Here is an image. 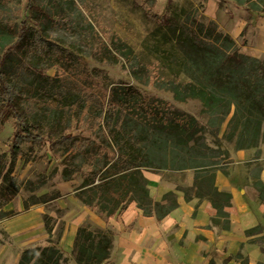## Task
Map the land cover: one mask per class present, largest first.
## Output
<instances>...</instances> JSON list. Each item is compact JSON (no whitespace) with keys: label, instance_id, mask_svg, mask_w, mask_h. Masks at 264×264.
<instances>
[{"label":"trees","instance_id":"1","mask_svg":"<svg viewBox=\"0 0 264 264\" xmlns=\"http://www.w3.org/2000/svg\"><path fill=\"white\" fill-rule=\"evenodd\" d=\"M0 0V8L6 6ZM220 4L228 0H217ZM248 12L264 16V0H235ZM83 0L29 1L27 21L11 22L0 15V120L12 117L10 160L3 172L0 166V218L12 213L2 208L16 197L21 187L34 192L45 179L19 180L13 175L15 163L23 157L24 144L60 152L61 177L66 181L75 175L82 182L73 190L74 197L106 219L118 217L131 205L143 216L158 220L179 207L174 191H167L156 201L148 189L144 172L191 170V185L179 187L186 202H211L216 213L209 225L229 229L226 208L232 206V195L215 185L216 171L229 151L256 148L264 143V57L254 58L239 52L235 40L217 29L213 21L188 22L186 9L175 8L170 15L152 12L154 0H130L144 18L162 30L161 41L170 48L159 49L160 66L148 76L158 88L172 93L174 100L195 99L201 103L206 124L175 108L171 103L146 96L124 83L109 82L107 76L93 77L86 71L76 41L66 47L48 34L54 26L70 32L80 27L78 18ZM183 15L185 16L182 19ZM159 43V41H157ZM94 56L99 60H116L121 56L130 65L145 69L151 61H142L117 35L109 45L93 42ZM17 60L36 84L24 83L8 62ZM56 67L55 75L43 70ZM35 99L43 102L39 107ZM74 121L76 127L71 128ZM226 123L222 136L221 126ZM208 137L210 138L208 140ZM88 170L83 173L84 167ZM223 172V171H222ZM224 173V172H223ZM256 199L264 203V183L259 168L254 171ZM62 197L58 191L33 194L23 199V208L49 203ZM58 211H60L58 209ZM44 226L52 231L50 217L44 214ZM256 229H247L252 236ZM63 230L61 227L60 231ZM72 245L75 264H111L109 261L113 234L109 229H92L80 225ZM240 264H248L240 252ZM66 259L55 245L25 248L18 264H65Z\"/></svg>","mask_w":264,"mask_h":264},{"label":"rangeland","instance_id":"2","mask_svg":"<svg viewBox=\"0 0 264 264\" xmlns=\"http://www.w3.org/2000/svg\"><path fill=\"white\" fill-rule=\"evenodd\" d=\"M29 1L30 0H6V6L0 8V15L7 17L14 23H20V21L25 20L29 24ZM31 1L34 2L35 0ZM229 1L230 0L226 3L219 4L222 8H227L226 4ZM233 2L235 3L236 1L233 0ZM204 6L205 0H154L152 12L158 15L161 14L163 16H168L175 8H184L189 16V23L194 21L195 24L193 26H195L197 23L203 22L206 26L210 19L203 14ZM80 7L82 16L80 15V18L77 20L82 30L79 27L73 30V32H70L63 27L53 25V27L48 29L47 32L49 35L57 37L58 41L65 47L67 41H76L77 47L80 50L79 56L83 59L85 63L84 67L88 74L98 78L107 76L109 82L114 84L124 83L126 85H131L146 96L148 95L161 100L163 99L171 103L175 108L177 107L178 109L195 116L199 123L203 125L206 124L207 116L201 113L202 107L199 101L195 99H190L184 102L175 101L170 91L163 88L160 89L150 81L148 82V76L156 74L154 69H157L156 67L160 66L159 54L155 53L154 45L156 44L159 49H167L170 48L171 45L168 43H162L160 39L163 31L158 29L155 23H152L146 17L144 18L143 13L139 8L133 7L130 0H83ZM184 17L185 16L183 15L182 19H184ZM215 25L217 27L216 23ZM116 35L132 48L133 54L138 56L139 59H142L143 62L151 61L152 66H146L145 69L136 66L132 70L130 69L128 62L121 56H117V59L114 61L106 58L103 60L96 58L94 56L95 48L93 47V42L103 40L109 45L112 38ZM157 41H159V43ZM240 42L242 43L243 40ZM8 65L16 70V73L20 75L24 83L34 82L36 84V82H38L36 75L34 73L29 74L24 68H21L17 63V60L14 62H8ZM56 69V67H50L43 70V72L45 75L53 76L55 75ZM35 101L39 107L42 106L43 102L38 99H35ZM76 125L77 124L73 121L71 128L76 127ZM225 127L226 123L221 126L220 136H222ZM14 128L15 122L12 117H7L3 121L0 120V166L3 167V172L6 171L8 167L7 164L10 160L9 148ZM209 139L210 138L208 137V140ZM221 143L228 149L229 157L222 162L221 165L223 169L219 171L229 174V171L233 170V172L239 177V183L244 187L246 194L256 197L254 171L259 168L261 178V171H264V143L259 147L260 154H257L256 148L243 149L246 156L241 159L236 158L235 152L238 150H234L232 144L227 143L224 139H221ZM23 149L25 154L16 161L12 174L24 182L28 180L35 181L36 179H45V184L34 192L21 187L16 193V197L12 199L14 200L13 204L20 202L21 200L23 201V199H26L33 194L43 195L55 191L61 193L62 197L59 199L52 200L45 204L37 203L36 205L28 207V209L34 208L40 209L41 211L40 225L42 230H36L37 226L32 228L35 232V235H32L35 238V244L33 247H44L53 244L62 251L63 256L66 259L65 264H75L72 250L73 243L70 246L66 238L67 229L71 223H75L78 218H81V225H90L92 229L97 228V224L93 221L96 219L95 214H97V212L84 206L74 197L73 190L82 182L83 178L79 174L75 175L73 179L69 181H66L61 177L62 164L61 159L58 157L60 152L50 150L49 143H45L41 146L24 144ZM87 170L88 167L85 166L83 173ZM154 175L153 177H150L151 180L148 184V189L150 190V195L156 201H161L165 192L171 190L175 192L176 196H183V193L178 188L191 185L194 176L191 170L172 171L165 169L157 171ZM190 203L195 204V200ZM58 209L60 211H58ZM7 211H12V213L1 218H13L20 214L18 212L19 210L15 208V205L11 207V210ZM44 214H47L50 217L52 225V231L50 234L46 232L44 226L42 219ZM263 218L261 221L260 219H251L249 222L252 224V227L248 229L257 228L259 226L262 229L261 222ZM61 227L63 230L60 231ZM210 227H216L219 229V227L214 225ZM246 231L247 229L244 230V234ZM0 232L4 234L5 238L6 236L2 229H0ZM255 232L256 233L252 236H247L245 234V236L249 238L246 243L252 245L255 244L256 250L258 249L260 253H264V229L261 231L256 229ZM255 248L245 247L244 244H242L239 251L234 256H230V258L239 263L242 260L240 258L237 259L236 256L240 252L241 257L243 259H248L249 263L247 253L252 255L255 254ZM213 263V260H211L210 264ZM258 264H264V260L259 261Z\"/></svg>","mask_w":264,"mask_h":264},{"label":"crops","instance_id":"3","mask_svg":"<svg viewBox=\"0 0 264 264\" xmlns=\"http://www.w3.org/2000/svg\"><path fill=\"white\" fill-rule=\"evenodd\" d=\"M222 8L217 0H205L203 14L217 24V28L228 34L238 44L239 52L254 58L264 56V16L258 17L246 10V6L230 0ZM243 40L241 43L240 41ZM241 159L246 156L244 150L235 152ZM264 182V171H261ZM151 173V172H150ZM149 173V174H150ZM215 185L220 190L231 193L232 206L226 208L230 218L229 229H218L207 226L216 210L211 202L202 200L195 204L186 202L182 195L177 196L179 207L164 219L154 216L146 217L135 205H131L122 215L106 219L102 214H95L93 221L97 228L110 229L113 234L109 261L111 264H240L230 258L240 249L241 245L255 248V244H247L244 230L251 228V219L264 216V203L255 196L247 195L239 183V177L233 170L229 174L215 172ZM154 175V173H151ZM155 176V175H154ZM151 180L150 177L146 176ZM14 200L2 210H19L18 216L0 218V264H17L23 249L33 247L35 235L33 227L41 231L40 209L23 208L22 200ZM1 210V209H0ZM81 218L71 223L66 238L72 245L75 232L82 224ZM259 221V220H258ZM248 222V223H247ZM264 229V218L261 222ZM264 234V233H263ZM255 254L247 253L248 264H258L264 260V253L258 249Z\"/></svg>","mask_w":264,"mask_h":264},{"label":"bare ground","instance_id":"4","mask_svg":"<svg viewBox=\"0 0 264 264\" xmlns=\"http://www.w3.org/2000/svg\"><path fill=\"white\" fill-rule=\"evenodd\" d=\"M145 176H148V177H153V175H151V173L149 174L148 172H144Z\"/></svg>","mask_w":264,"mask_h":264}]
</instances>
